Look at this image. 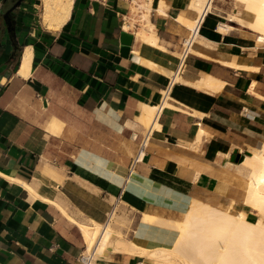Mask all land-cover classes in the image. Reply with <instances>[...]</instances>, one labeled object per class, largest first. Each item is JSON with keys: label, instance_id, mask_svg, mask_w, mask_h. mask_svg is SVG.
Masks as SVG:
<instances>
[{"label": "crops", "instance_id": "0c3cea01", "mask_svg": "<svg viewBox=\"0 0 264 264\" xmlns=\"http://www.w3.org/2000/svg\"><path fill=\"white\" fill-rule=\"evenodd\" d=\"M189 2L152 0L144 20L122 0H73L68 20L51 31L36 0H24L17 53L0 20V264H78L86 242L69 218L105 224L115 211L133 245L167 249L178 232L141 221L143 214L177 221L194 199L221 209L242 204L232 157L264 141V47L241 34L227 38L210 17L128 175L146 130L142 106L163 102L196 17ZM142 30L154 31L156 46L137 36ZM27 47L23 78L16 70ZM208 76L220 89L197 86ZM111 251L94 264L151 262Z\"/></svg>", "mask_w": 264, "mask_h": 264}, {"label": "bare ground", "instance_id": "6f19581e", "mask_svg": "<svg viewBox=\"0 0 264 264\" xmlns=\"http://www.w3.org/2000/svg\"><path fill=\"white\" fill-rule=\"evenodd\" d=\"M237 1L243 4V10L251 17V21L245 22L239 16L233 15L225 16L226 20L234 24H243L245 28L255 33L256 47L264 46V0ZM72 3L73 0H40L39 16L42 25L51 31L59 30L69 18ZM151 3L152 0H139L138 2L139 8L145 11L141 13L144 20H147L148 13L151 12ZM187 7L196 13L195 19L186 24L188 31L192 32L194 43L198 37H201L199 30L203 21L213 12V0H190ZM134 9H131L133 13L136 12ZM218 12L220 15L221 12ZM224 25V23L221 24L217 30L220 32L221 26ZM225 26L229 32L234 29L232 25ZM123 28L128 30V24H124ZM137 36L142 41L156 46L154 31L142 30L137 33ZM189 51L191 54L194 52L192 47ZM31 60V47H27L20 56L16 70L17 76L23 78L29 76ZM223 64L239 68L237 66L239 64L232 62H223ZM245 69L257 70L255 67L248 66ZM175 80L180 81L181 79L176 77ZM218 84H220L218 80L208 76L202 79L197 86L216 91ZM164 106H168L167 102H164ZM156 110L157 107L142 106L141 120L145 125L148 124V127L152 126V129L157 127ZM234 168L238 175L245 178L241 201L243 208L235 213L229 208H216L194 199L181 220L170 221L141 214L143 222L173 228L178 232L177 239L171 248L140 249L130 240L122 238L108 221L105 224L95 222L81 224L69 219L80 229L86 242L87 252L95 250L94 259L108 251L120 250L143 256L152 264H264V141L260 142L254 152L241 154L238 161L234 163ZM243 171H247L248 174L244 175ZM249 210L256 214L255 221L247 218Z\"/></svg>", "mask_w": 264, "mask_h": 264}, {"label": "rangeland", "instance_id": "374dc122", "mask_svg": "<svg viewBox=\"0 0 264 264\" xmlns=\"http://www.w3.org/2000/svg\"><path fill=\"white\" fill-rule=\"evenodd\" d=\"M35 4H36L35 11H36V13L38 15V20L40 22V18H39V15H40L39 14V12H40L39 11L40 0H36ZM132 8L134 9V7L131 6V9ZM212 10H213V12L208 15V17L212 18V21H215V23H217V24H219V23L223 24L224 23L225 25H232L234 27V29L229 32V31H227L225 25L221 26V30H220L221 34L229 33V34L226 35V37L228 38L230 36L231 40H233V41L235 40L234 37H236L238 34H241L242 35L241 37H243V38H247V39L255 41V33H253L252 31L248 30L247 28H245V26L243 24H240V23H235L234 24V23H231V22L226 20L227 17H225V16L233 15V16H239L242 20L244 19L243 21H245V22L251 21V17H249L246 14V12H244L245 10H243V4L242 3H240L237 0H213V9ZM134 11H136L137 14L139 13V11H142V13L145 12L142 9L141 10H137L136 8L134 9ZM214 11H216V12H214ZM218 11H220L222 13V14L220 13V15H222V16L219 15ZM217 12H218V14H217ZM136 13L134 12V14H136ZM149 14L150 13H148V16H149ZM138 16H140V14ZM138 16H137V18H138ZM40 24H41V22H40ZM262 47H264V46H262ZM262 49H264V48H262ZM144 126H145L146 129L148 128V124H146ZM233 172L235 174V177L237 178V179H234V181L236 182V185L239 186V182H240L241 186L243 187V191H244L245 178H243L240 175H238L235 171H233ZM243 174L247 175L248 172L247 171H243ZM243 194H244V192H243ZM216 206L217 207H221V205H216ZM228 208H229V210L231 212L235 213L238 210L242 209L243 205L240 204V206L236 207V208H233V206L230 205ZM238 208H240V209H238ZM248 213H250V215H249L250 217L248 218L249 220L255 221L257 219L256 214L253 213L252 210L247 211V214ZM118 220H119V216L115 213V211H113L110 214V216H109L108 222H109L110 226L113 229H115L116 232H118L122 238L126 239L124 237L123 233L121 232V230L118 227ZM122 223H123V221L120 220V224L121 225H122ZM150 264H152V263L150 262Z\"/></svg>", "mask_w": 264, "mask_h": 264}, {"label": "built area", "instance_id": "2783aa9c", "mask_svg": "<svg viewBox=\"0 0 264 264\" xmlns=\"http://www.w3.org/2000/svg\"><path fill=\"white\" fill-rule=\"evenodd\" d=\"M89 3H96L99 4L100 6H106L107 3L109 2V0H87ZM124 2H126L129 6H132L134 8H136L137 10H141L139 8L138 2L139 0H122ZM123 24L125 23V19H122ZM193 45V37H192V32L189 31V35L186 39L183 40L182 44H181V50L178 54V58H177V66L171 76V80H169L170 82H168V88H166V90L164 91L163 94V102L160 104V106L157 107V110L155 112V116L162 110V108L164 107V100L167 96V92L168 89L170 88V86L172 85V83L175 82V78L178 77L181 72L184 69L186 60L188 58V56L191 54V52L189 51V48L192 47ZM153 129L152 126H149L145 132L141 135L139 142H138V146H137V152L134 156V158L132 159L130 165H129V170H128V175H130L134 168L135 165L141 160L144 150L146 149L147 145H148V141H149V137L152 133ZM94 254H95V250L94 251H89L87 252L86 247L84 249V251L82 252V254H80V256L78 257L77 261L78 264H94L96 259H94Z\"/></svg>", "mask_w": 264, "mask_h": 264}, {"label": "water", "instance_id": "95a60500", "mask_svg": "<svg viewBox=\"0 0 264 264\" xmlns=\"http://www.w3.org/2000/svg\"><path fill=\"white\" fill-rule=\"evenodd\" d=\"M6 0H0V20L4 32L9 39L14 53L18 51V41L16 39L15 24H16V12L22 5L24 0H10L6 3V6L2 8L1 2ZM15 54H13L14 56ZM239 154H235L232 157V161H238Z\"/></svg>", "mask_w": 264, "mask_h": 264}, {"label": "flooded vegetation", "instance_id": "af4514ba", "mask_svg": "<svg viewBox=\"0 0 264 264\" xmlns=\"http://www.w3.org/2000/svg\"><path fill=\"white\" fill-rule=\"evenodd\" d=\"M8 1H10V0H6L5 2H4V1L1 2V6H2V8L6 6V3H7Z\"/></svg>", "mask_w": 264, "mask_h": 264}]
</instances>
